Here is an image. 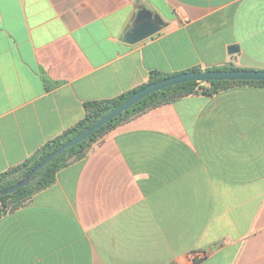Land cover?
<instances>
[{"label":"crops","instance_id":"0c3cea01","mask_svg":"<svg viewBox=\"0 0 264 264\" xmlns=\"http://www.w3.org/2000/svg\"><path fill=\"white\" fill-rule=\"evenodd\" d=\"M142 7L164 27L128 44ZM228 65L264 70V0H0V174L88 102ZM0 264H264V87L193 93L104 133L0 216Z\"/></svg>","mask_w":264,"mask_h":264},{"label":"trees","instance_id":"16d2710c","mask_svg":"<svg viewBox=\"0 0 264 264\" xmlns=\"http://www.w3.org/2000/svg\"><path fill=\"white\" fill-rule=\"evenodd\" d=\"M231 70L240 69L228 65L218 68H208L205 70H201L199 68H192L188 71L217 72ZM173 75L176 74H163L159 72H152L149 76L148 82L144 85H141L131 91H128L114 99L106 101H92L86 103L84 105V117L82 120L76 123L72 128L68 129L62 135L46 143V145H44L34 156H32L28 161H26L22 165L0 174V191L8 189L14 186L19 181L25 179L29 175L30 171L48 154L53 152L66 141L73 138L75 135L88 129L102 116L107 114L116 106L120 105L140 88L147 84L155 83ZM241 84H247L256 87H264V82L262 81H210L201 83L193 81L167 87L163 90L150 94L149 96L135 103L132 107H130L127 111L123 112L121 115L113 118L112 120L101 126L84 141L65 150L62 154L54 158L44 168L39 170L36 175L32 176L30 183L27 186L20 187L12 194H5L0 196V216L6 212L13 211L14 209L26 204L36 192L52 185L54 183L55 175L58 170L69 165L72 162L82 159L87 154L93 143L98 141L104 133L116 127L117 125L128 121L131 118L149 109L155 108L165 103L173 102L187 95L198 93L199 91L202 94H214L232 86Z\"/></svg>","mask_w":264,"mask_h":264},{"label":"water","instance_id":"95a60500","mask_svg":"<svg viewBox=\"0 0 264 264\" xmlns=\"http://www.w3.org/2000/svg\"><path fill=\"white\" fill-rule=\"evenodd\" d=\"M164 24L161 20L154 15L150 10L142 7L138 10L136 17L133 21L132 27L123 35V40L128 44H136L149 37H152L158 33ZM229 53H234L233 49H229ZM210 82V81H262L264 82V70H231V71H185L178 73L176 75L164 78L155 83H150L138 91L133 93L120 105L113 108L107 114L102 116L97 120L92 126H90L85 131L75 135L70 140L63 143L53 152L48 154L42 161H40L29 173V175L16 183L14 186L0 191V196L5 194H12L20 187H25L30 183L32 176L44 168L50 161L62 154L65 150L77 145L78 143L84 141L92 133H94L101 126L112 120L113 118L121 115L123 112L127 111L135 103L139 102L143 98L149 96L150 94L163 90L167 87L179 85L187 82Z\"/></svg>","mask_w":264,"mask_h":264},{"label":"built area","instance_id":"2783aa9c","mask_svg":"<svg viewBox=\"0 0 264 264\" xmlns=\"http://www.w3.org/2000/svg\"><path fill=\"white\" fill-rule=\"evenodd\" d=\"M198 93H200V91Z\"/></svg>","mask_w":264,"mask_h":264}]
</instances>
